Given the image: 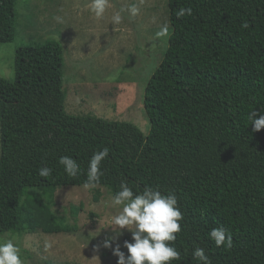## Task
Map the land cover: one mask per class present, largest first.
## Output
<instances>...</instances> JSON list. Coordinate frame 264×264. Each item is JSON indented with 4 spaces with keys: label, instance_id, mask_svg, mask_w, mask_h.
<instances>
[{
    "label": "trees",
    "instance_id": "trees-1",
    "mask_svg": "<svg viewBox=\"0 0 264 264\" xmlns=\"http://www.w3.org/2000/svg\"><path fill=\"white\" fill-rule=\"evenodd\" d=\"M17 3L0 0V43L16 36ZM167 7L168 43L142 95L147 133L136 121L66 110L58 41L16 49L13 78L0 76V235L74 230L53 214V192L83 185L89 159L107 147L98 188L113 196L125 181L137 193L175 192L181 259L171 264H199L198 247L212 264H264V129L254 132L248 119L264 110V0ZM65 155L79 163L76 177L58 163ZM42 166L50 177L39 176ZM215 227L231 234L230 250L209 239Z\"/></svg>",
    "mask_w": 264,
    "mask_h": 264
},
{
    "label": "rangeland",
    "instance_id": "rangeland-1",
    "mask_svg": "<svg viewBox=\"0 0 264 264\" xmlns=\"http://www.w3.org/2000/svg\"><path fill=\"white\" fill-rule=\"evenodd\" d=\"M167 1L109 0L104 17L97 19L90 10L91 0H18L16 36L0 43V76L13 78L18 47L56 40L64 49L66 110L136 121L147 133L142 95L168 43ZM132 7L138 10L135 15ZM117 12L122 16L120 24L112 23ZM164 25L168 34L158 37ZM111 196L105 187H58L51 210L64 224L75 225L74 230L45 233L37 229L0 237L14 240L24 264H117L113 249L119 245L127 255L124 242H131L132 235L124 229L117 236L108 227L109 218L117 212L107 205ZM109 238H113L111 247L105 248Z\"/></svg>",
    "mask_w": 264,
    "mask_h": 264
},
{
    "label": "clouds",
    "instance_id": "clouds-1",
    "mask_svg": "<svg viewBox=\"0 0 264 264\" xmlns=\"http://www.w3.org/2000/svg\"><path fill=\"white\" fill-rule=\"evenodd\" d=\"M109 0H91L90 10L97 19H102L108 7ZM133 15L138 11L135 7L130 9ZM192 9L180 8L176 12L177 18L190 16ZM122 16L119 12L112 16V23L120 24ZM247 27V25H242ZM168 34V26L164 25L157 33L158 37ZM248 119L254 132L264 129V110L257 112L252 110ZM109 155L107 147L95 152L88 162L87 180L83 184L84 189L97 188L102 175L101 162ZM58 163L63 166L64 172L70 177H76L80 171V165L76 159L70 156H61ZM39 176L47 178L52 174V169L42 166L38 171ZM108 207L117 212L109 218V226L117 236L127 229L132 235V241H125L124 247L127 255L120 250L119 245L113 249V255L118 257L117 264H171L180 260L181 254L175 248L173 242L177 234L182 231L181 221L183 214L178 206L175 192L163 194L146 186L142 192H134L131 187L122 181L120 190L107 201ZM211 239L216 247L230 250L233 247L232 236L223 227H215L209 231ZM112 239L104 241V247L110 248ZM193 257L199 264H212L203 248H196ZM0 264H24L21 257V249L12 238L0 237Z\"/></svg>",
    "mask_w": 264,
    "mask_h": 264
}]
</instances>
